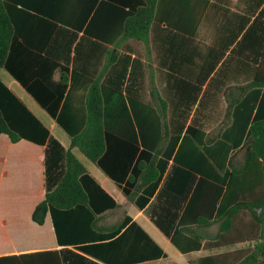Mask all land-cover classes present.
<instances>
[{"label":"crops","instance_id":"1","mask_svg":"<svg viewBox=\"0 0 264 264\" xmlns=\"http://www.w3.org/2000/svg\"><path fill=\"white\" fill-rule=\"evenodd\" d=\"M229 2L232 10L239 11L236 7L239 0ZM192 4L195 2L190 1ZM33 5L39 6L41 13L31 18L30 22L19 25V37L9 58V70H0L3 83L24 107L19 106L21 112L15 124L26 134L17 143H13L7 135L0 137V257L65 248L76 250L75 247L79 246L67 245L75 242L60 243L50 213L43 225L32 219L36 206L45 199L47 193L46 145L39 143L43 138H38L42 131L37 125H41L56 139L57 134L62 133L64 142L58 140L68 147L70 136L64 124L69 130L75 131L85 121V98L90 85L97 82L105 90L113 91L114 84H119L121 80L122 62L125 63L127 58L130 59L131 76H126L122 93L114 89L116 94L107 99L105 116L110 134L108 152L99 165L85 162L90 176L118 204L116 208L96 217V227L103 231L111 230L129 218L130 222L121 234L135 223L148 236L144 240L146 246H149L150 239L162 251V255L156 259L149 256V248L141 250L138 252L139 258L134 260L132 249L134 234L137 233L135 230L128 235L131 238L126 244L128 252L119 249L120 264H192L202 257L225 251L181 253L171 238L151 219L158 194L172 171L174 157L182 141L180 139L173 144L170 129L172 124L179 127L184 122L183 138L187 129L193 127V135L183 145L184 152H178L177 166L193 163L196 160L194 150L200 144L209 150V155H215L217 162L224 164L219 174L221 176L228 170L229 159L237 152L235 164L239 166L244 161V154L239 150L245 144L249 131L246 118L251 124L264 89L246 88L248 79L241 76L226 87L216 82L218 84L215 83L213 88L211 85L216 78L215 72L221 63L205 81L202 80L206 70L211 69L212 62L207 56L217 31L212 29L210 20L209 27L206 26L208 21L205 22L203 16L197 18L196 13L191 11L180 13V3L178 12L173 13L172 33L164 36L162 28L156 30L157 39L147 44L121 39L124 13L135 10L140 5L139 0H95L92 15L96 12V18L91 39H86V25L79 12L64 14L63 2L58 6L59 21L52 17L53 0H38ZM52 22L58 27L55 34L51 28ZM225 34L231 37L232 32ZM243 35L244 32L235 43ZM235 46L233 44L227 54ZM246 47L251 52L259 48L253 38ZM48 52L55 53L57 59L49 57ZM231 65L239 69L245 63L236 61ZM64 77L67 83L63 84L61 81ZM196 86H201V93L196 103L191 105ZM36 93L45 105L37 101ZM232 105L235 107L231 122L227 129L221 131ZM243 133L244 137L239 143ZM149 135L153 138L151 142ZM161 137L163 152L158 155V162L165 161L167 166L158 188L151 195L146 191L137 196L128 195L132 190V187L126 186L129 176L136 171L140 160L148 162L149 158L144 153L154 154L149 148ZM203 166L205 174L212 172L209 163L204 161ZM144 198L149 200L144 207H140ZM96 205L99 202L95 201L94 211H97ZM191 229L201 233L203 238H211L217 234L219 226H193ZM77 233L76 230L75 235ZM110 245L111 240L101 244V259L105 263H99L113 264L109 261L114 259ZM154 251L152 247L151 253Z\"/></svg>","mask_w":264,"mask_h":264},{"label":"trees","instance_id":"2","mask_svg":"<svg viewBox=\"0 0 264 264\" xmlns=\"http://www.w3.org/2000/svg\"><path fill=\"white\" fill-rule=\"evenodd\" d=\"M190 1L195 4L190 5ZM37 2L38 0H0V70H9V58L19 37V25L30 22L31 18H36V14L41 13L39 6L33 5ZM61 2L64 3V14L79 12L86 25V39H91L93 21L96 18V12L92 15L95 0H53L51 13L56 21H59L58 6ZM139 2L140 5L135 10L124 13L121 39L137 40L147 44L157 39L156 30L162 28L164 36L171 34L173 13L181 7L180 13L191 11L196 13L197 18L203 16L205 22L208 21L206 26L209 27L210 20L212 29L217 31L207 56L212 62L211 69L206 70L203 81L210 73L216 71L221 63L215 72L216 78L214 77L211 85L213 88L216 82L226 87L241 76L248 79L246 88L264 89V0H239V4L236 5L239 11L231 9L233 7L229 0H139ZM178 3L182 5L178 7ZM51 26L55 34L57 24L52 22ZM226 32L227 34L232 32L231 37H227ZM243 32L242 39L235 43ZM252 38L259 46L256 52L246 50ZM233 44L236 46L227 54V50ZM47 55L56 58L53 52L52 54L48 52ZM126 60L125 63L122 62L124 67L119 84H114L115 87L112 84L114 89L121 93L126 76H131L130 59ZM236 61L244 62L245 66L235 69L231 64ZM66 79L64 77L61 82L67 83ZM114 89L107 91L97 82L90 85L85 98V121L75 131L69 130L64 124L70 136L68 147L50 136L41 125H37L42 131L38 138H43L39 143L46 145L47 193L45 199L36 206L32 219L35 223L43 225L50 213L60 243L75 242L67 245L79 246L75 247L76 250L65 248L2 256L0 264H101L99 261L105 262L101 259L100 246L110 240V252L114 259L109 261L120 264L119 249L128 252L126 244L131 241L128 235L135 230L137 233L134 234L132 249L134 260L139 258L138 252L148 248L149 256L158 258L162 255L160 248L152 244L150 239L151 244L146 246L144 240L148 239V236L135 223L121 234L130 222L129 218L111 230L103 231L96 227V217L116 208L118 204L90 176L85 162L99 165L108 152L110 134L106 127L105 109L109 96L116 94ZM193 90L194 98L191 105L196 103L201 86H196ZM37 93V101L45 105ZM19 106L24 108L0 76V137L7 135L13 143L19 142L26 135L20 131L19 125L15 124L21 112ZM234 107L235 105L230 106L221 131L228 128ZM246 125L249 131L245 144L239 150L244 154V161L239 166L235 164L237 152L229 159L228 170L221 176L219 174L224 169V164L217 162L215 155H209V150L202 148L200 144H197V149L194 150L196 160L193 163L176 165L178 152L180 154L184 152L183 145L193 135L191 133L193 127L190 126L182 138L185 123L179 127L171 125L170 139L173 140V144L178 143L180 139L182 141L174 157L172 171L158 194L151 219L171 238L181 253L225 250L202 257L192 264H264V212L262 215L258 212V209L264 207V92L252 123H249L247 117ZM245 133L240 136L239 143ZM148 139L150 142L153 141L150 135ZM162 140L161 137L158 142L154 141L152 147L148 145L154 154L144 153V156L149 158L148 162L140 160L136 171L129 176L126 186L132 187V190L128 195L137 196L142 191L151 195L158 188L167 166L165 161L158 162V155L163 152ZM226 153L228 154V150ZM204 161L210 164L213 173L205 174ZM125 191L127 193V188ZM148 200L144 198L139 206L144 207ZM95 201L99 202V205H96L97 211H94ZM213 225H218L219 229L211 238H203L200 236L201 233L191 229L193 226L208 228ZM65 231L67 233L64 236ZM152 247L155 248L153 253Z\"/></svg>","mask_w":264,"mask_h":264},{"label":"rangeland","instance_id":"3","mask_svg":"<svg viewBox=\"0 0 264 264\" xmlns=\"http://www.w3.org/2000/svg\"><path fill=\"white\" fill-rule=\"evenodd\" d=\"M62 136H63L62 133H60V134L58 133L56 137L64 142V138Z\"/></svg>","mask_w":264,"mask_h":264},{"label":"water","instance_id":"4","mask_svg":"<svg viewBox=\"0 0 264 264\" xmlns=\"http://www.w3.org/2000/svg\"><path fill=\"white\" fill-rule=\"evenodd\" d=\"M258 212H259V214H260V215H262V214H263V212H264V207H263V208H260V209H258Z\"/></svg>","mask_w":264,"mask_h":264}]
</instances>
